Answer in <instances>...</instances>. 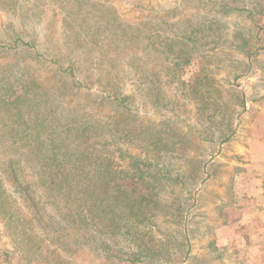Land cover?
I'll return each mask as SVG.
<instances>
[{
	"label": "rangeland",
	"instance_id": "374dc122",
	"mask_svg": "<svg viewBox=\"0 0 264 264\" xmlns=\"http://www.w3.org/2000/svg\"><path fill=\"white\" fill-rule=\"evenodd\" d=\"M231 2L253 5L252 0ZM200 3L0 0V159L12 158L16 167L28 169L30 182L33 168L23 162V151L36 147L35 136L82 151L88 141L83 134H90L83 129L93 127L104 150L102 168L133 175L135 159H141L179 174L183 187L152 185L167 211L183 208L181 219L171 212L152 220L154 237L168 251L163 264L244 261L237 246H217L216 236L235 228H264V50L252 61L245 59L237 33L249 37L255 29L235 13L222 17ZM259 13L255 19L264 25ZM197 14L215 26L194 33L203 53H191L190 66L178 62L176 67L175 52L182 45L173 43L186 37V30L198 29L187 22L192 17L197 23ZM66 69L74 76H67ZM236 96L244 98L245 108L234 104ZM79 164L85 170L93 167L78 162L72 169ZM0 176L5 201L0 206V264H27L24 222L34 228L44 259L57 252L71 264H108L86 248L65 250L64 242L52 238L43 242L41 226L23 221L30 217L23 193ZM122 177L117 180L121 185L137 180ZM139 190L146 191L142 185ZM36 198L43 197L37 193ZM248 240L264 243V233L253 231ZM249 254L256 259V253ZM40 261L46 263L40 259L36 264Z\"/></svg>",
	"mask_w": 264,
	"mask_h": 264
},
{
	"label": "trees",
	"instance_id": "16d2710c",
	"mask_svg": "<svg viewBox=\"0 0 264 264\" xmlns=\"http://www.w3.org/2000/svg\"><path fill=\"white\" fill-rule=\"evenodd\" d=\"M191 1L193 0H184L185 3ZM196 1L212 6L216 13H221L222 17L235 13L234 16L248 21L255 29L254 34L249 37L242 38V33H237L241 40L239 46L245 59L252 61L263 52L264 38L260 39L261 41L258 39L261 33L264 34V25H260L261 21L255 19V13H259L258 10H260L259 15H264V0H252L251 7H246V5L240 7L236 5V2L232 3L231 0ZM196 16L198 18V14ZM187 22L189 28L191 26L197 28L198 25V29H192L193 31L191 30L190 33L186 30L187 36L181 41L173 43L182 45V48L175 52L176 67H180L178 62H182L181 65L190 66L192 59L189 55L196 52L197 56H200L199 54L203 53V43L201 45L198 38L192 37L194 33L202 32V28L215 26L213 22H210L209 25L203 17L198 18L197 23H192V17L188 18ZM254 40L259 44L263 43V47H254L256 46ZM23 47L31 49L30 43L24 41ZM169 48L172 49V45ZM59 67L62 68V66ZM248 67H251L249 63ZM64 73L70 77L74 76L70 69H66ZM241 76H238L237 80ZM144 78H146V74ZM191 90L195 92L196 87ZM235 99L236 102L233 101L235 105L241 103V106L245 108L246 103L243 97L239 99L236 96ZM116 101L122 103L118 99ZM40 124L42 125V123ZM83 130L90 133L83 134L85 140L93 139V141H85L84 144L78 139L79 146L87 145L82 148V151L75 146H72L74 150L70 151V145H66L56 138L42 139L35 136L36 147L29 146L23 151V162L24 160L30 162L31 168H33L31 169L32 180L30 182L26 178L28 169L24 170L23 168L22 170L20 167H16L12 158L9 161L0 159V172L14 182L23 193L24 204L30 213V217H23V221L34 222L41 226L44 233L43 242L45 238H52L54 242H64L62 249L65 250L68 247L86 248L108 264L119 262L163 264L168 251L154 237L152 220L157 213L169 215L171 212H173L172 217L181 219L183 208L177 206L173 210L167 211V206L158 200L159 194L155 191L157 187L152 185L153 183L170 182L183 187V178L172 172L171 169L161 171L141 159H135L137 169L133 175L129 172L111 169L110 166L102 168L101 156L104 150H102V144L98 146L100 143L97 139L98 134L95 133L96 128L84 127ZM26 137L23 136V140ZM36 137L38 138L36 139ZM147 138L151 137L147 135ZM107 151L110 152V150ZM16 160L17 165H20L21 159L16 158ZM78 162H84L87 165H93V167L85 170L84 165L79 164L72 169L74 163ZM22 171L23 182L19 173ZM123 173L133 179L137 178V180L128 185H121L117 180L123 178ZM1 181L0 176V186ZM141 185L146 191L139 190ZM40 192L43 194L41 195ZM37 193L43 198L37 199ZM2 197L3 193L0 189L1 208L5 206ZM174 206L176 205L174 204ZM23 225V242H26V251L23 252V256L27 264H36L40 259L46 263L40 261L39 264H71L66 255L57 252L55 255L51 254L52 257L49 259H44L45 250L37 241V236L33 233L34 228L29 229L26 222ZM135 228L139 230H134ZM79 231H81L80 234ZM30 238L32 242L29 240ZM261 252L263 253L256 255L255 264H264V251ZM188 255L189 251H186L183 258ZM250 256L252 255L249 254L245 259L247 262L251 260Z\"/></svg>",
	"mask_w": 264,
	"mask_h": 264
},
{
	"label": "crops",
	"instance_id": "0c3cea01",
	"mask_svg": "<svg viewBox=\"0 0 264 264\" xmlns=\"http://www.w3.org/2000/svg\"><path fill=\"white\" fill-rule=\"evenodd\" d=\"M260 216V215H259ZM261 219H264V213L261 217ZM231 230V231H230ZM228 229V233H225L223 235H218L216 236L217 239V246L219 245V247H224V246H237L238 249L235 250V252H241L243 253L244 257L247 258V253L248 252H254L256 253V255L258 256V254L263 253L261 251H264V243H262V240L259 241V244L255 243V242H250L248 240V236L249 233H253L254 232H258L259 234H263L264 233V228L261 227H257V229H252V230H246L245 228L242 229H237L235 228L233 229ZM244 239H246V242H244ZM239 250V251H238ZM251 260H249L248 262L246 260L241 261H235L233 262V264H255L256 260L255 257L252 255L250 256ZM258 262V261H257Z\"/></svg>",
	"mask_w": 264,
	"mask_h": 264
}]
</instances>
